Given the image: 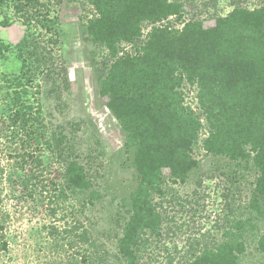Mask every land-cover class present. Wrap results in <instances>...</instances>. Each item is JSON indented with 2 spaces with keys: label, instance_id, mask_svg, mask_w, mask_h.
I'll use <instances>...</instances> for the list:
<instances>
[{
  "label": "trees",
  "instance_id": "trees-1",
  "mask_svg": "<svg viewBox=\"0 0 264 264\" xmlns=\"http://www.w3.org/2000/svg\"><path fill=\"white\" fill-rule=\"evenodd\" d=\"M51 1L0 0V25L18 18L30 27L17 43L0 38V65L9 55L21 63L0 70V160L7 151L11 162L0 163V264H12L13 201L47 216L38 228L50 252L43 264H150L148 246L168 240L162 264H240L249 249L264 260V0L253 8L234 0L228 14L205 19L199 11L187 17L186 0H72L84 12L78 24L92 44L97 93L134 169L114 226L100 223L99 231L86 222L104 217L102 137L81 118L48 119L44 108V95L62 107L72 87L60 17L45 9ZM186 84L198 89L199 108L185 104ZM196 149L231 176L213 228L202 216L187 232L176 214L205 209ZM191 180L198 207L187 209L189 195L174 191ZM184 235L180 247L175 239Z\"/></svg>",
  "mask_w": 264,
  "mask_h": 264
},
{
  "label": "rangeland",
  "instance_id": "rangeland-1",
  "mask_svg": "<svg viewBox=\"0 0 264 264\" xmlns=\"http://www.w3.org/2000/svg\"><path fill=\"white\" fill-rule=\"evenodd\" d=\"M188 12H198V16L202 18H209L216 12L218 14L226 15L234 7V0H216L214 5L207 2L210 0H186ZM261 0H247L246 4L248 7H255L259 5ZM42 2V0H41ZM46 4V0H43ZM48 6L45 9L50 10V15L53 17H60L61 28H62V46L61 53L68 63L70 70V77L72 80L71 90L67 91L66 99L61 106H58L52 98L43 96L44 108L47 113L48 119L55 117V121H60L62 118H81L85 122V127L88 125L89 128L94 130L98 135H101L102 148L105 151L104 155V169H103V180L100 181L103 186L102 190L106 192L105 202L102 209V215L104 217L95 216L96 222L92 227L91 221L86 222L88 228L97 229L99 231V224L108 223L112 221L115 224V215L117 212V206L122 203L123 199H129V191L132 187V180L134 178V169L131 164L130 156L131 150L125 146L124 136L121 133L118 122H116L112 115L108 112L105 107V99L98 95L95 72V60L93 56L92 44L82 38L79 30L78 16L81 15V5L78 2L72 0H53L48 2ZM49 7V8H48ZM44 9V7H43ZM81 9V10H80ZM46 11V10H45ZM83 11V10H82ZM14 21L11 26L0 25V38L6 42L17 43L27 33L30 27H26L18 18ZM207 25H212L211 20L208 21ZM97 56V55H96ZM7 62L3 61L4 64L0 65V70L8 73L18 71L21 63L16 60L13 55H9ZM185 90V104L190 105L193 108H199L198 89L190 87L186 84ZM190 87V88H189ZM70 93V94H68ZM96 123V124H95ZM1 147V146H0ZM201 150V149H200ZM199 150V151H200ZM196 149L197 157L201 160L200 173L196 176L205 177L203 186L198 187V196H202V205H205V209H201L197 214L187 213L184 217L180 214H176L180 221H187L191 227L187 228V232L197 230L201 225L204 224L205 220L202 216L210 217L208 220L210 229L213 228L215 223V215L223 208L224 200L222 198L223 185H229L226 182L227 176L231 174L227 171L224 172L223 161L215 160L211 156L204 154V151L200 153ZM2 159L0 163L7 166L9 169L10 160L7 162L9 152L1 154ZM219 168L220 170H218ZM214 171V173H211ZM231 171H235L234 167H231ZM214 175V177H213ZM242 185L245 188H249V184L254 179V173L252 171H245V177L242 178ZM195 181H188L184 185H177L175 187V193L179 196V199L185 198L188 195V207H198L197 198L192 194L195 190ZM181 197V198H180ZM242 198L241 196H237ZM22 199H24L22 197ZM12 207L18 209L16 216L14 215L12 220L7 224V232L15 240L11 242L9 255L12 257V264H43L47 257H49V249L47 244L44 243L46 240L45 234H40L38 228L46 220L45 213H42V209L39 208V214L33 215L30 208L25 205H16L15 201L12 202ZM15 203V204H14ZM175 205V204H173ZM178 209V207H176ZM99 222V223H98ZM203 230H205L203 228ZM38 231V232H37ZM101 232H98V235ZM186 235L175 239V242H180V247L186 242ZM171 243V244H170ZM168 244L173 246V242L168 240ZM39 246H44L39 248ZM148 246L147 248V259L150 264H162L163 255L166 254L165 247ZM172 248V247H171ZM251 251V249H249ZM244 253L241 257L240 264H260L262 256L250 251ZM63 257V256H61ZM62 261V260H59Z\"/></svg>",
  "mask_w": 264,
  "mask_h": 264
}]
</instances>
